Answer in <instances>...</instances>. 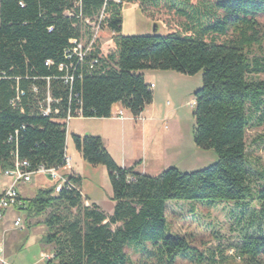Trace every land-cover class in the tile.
Listing matches in <instances>:
<instances>
[{"label": "trees", "instance_id": "trees-1", "mask_svg": "<svg viewBox=\"0 0 264 264\" xmlns=\"http://www.w3.org/2000/svg\"><path fill=\"white\" fill-rule=\"evenodd\" d=\"M131 3L151 20L161 16L166 33L121 35L123 5ZM79 11L90 22L100 20L113 49L102 53L95 38L85 61L97 58L100 66L76 67L69 71L72 83L64 84L66 71L58 68L66 63L69 40L90 37ZM260 15L264 0H0V175L16 156L31 169L60 167L66 148L62 121L76 109L83 118L106 119L118 104L140 116L153 101L146 70L201 72L202 86L193 95L192 140L217 158L199 171L169 168L153 177L135 172L137 164L119 167L99 137L72 135L83 162L105 168L113 212L105 216L95 204L85 205L75 175L68 177L73 188L57 194L54 187L43 188L23 200L20 209L29 217L48 212L43 243L53 250L45 264H176L178 257L200 263L201 253L185 238L165 234L168 201L255 202L258 216L264 214V186L251 188L246 151L248 109L259 111L264 98V81L249 78L264 70L252 57L264 45ZM47 97L51 113L43 116ZM128 247L136 248V263L125 252ZM237 253L240 264H264V234L244 236Z\"/></svg>", "mask_w": 264, "mask_h": 264}, {"label": "rangeland", "instance_id": "rangeland-1", "mask_svg": "<svg viewBox=\"0 0 264 264\" xmlns=\"http://www.w3.org/2000/svg\"><path fill=\"white\" fill-rule=\"evenodd\" d=\"M256 20L264 28V16H257ZM153 26L157 34L166 33L161 16L151 20L141 12L138 4L123 5L121 35H150L153 34ZM98 37L102 53L106 54L113 49L109 31L99 30ZM252 57L257 58L264 66V45L260 50H255ZM142 74L147 81L154 84L155 88L152 104L146 107L147 112L141 115L144 120L149 119L144 137L148 151L142 159L141 167L135 166V172L155 177L169 168H176L180 172H193L213 165L217 161L215 154L211 150L197 148L192 140L193 95L202 86L201 72L189 76L172 71L146 70ZM249 78L253 81H264V70L251 73ZM262 101L259 111L249 107L248 115L251 120L246 131L250 186L254 191L264 186L262 178L264 177V98ZM112 112L131 117L117 105L112 107ZM88 122V120L74 119L68 125L66 153L70 159L73 160L74 157L75 162L78 152L72 143L71 131L77 128L83 130ZM129 123L131 122H126L127 125ZM129 139L132 142L137 140L134 135ZM134 165V163H126L125 167ZM72 166L81 177L83 194L88 193L90 203L95 204L105 216H110L114 202L111 200V187L105 168L90 166L83 160L73 162ZM39 179H47L53 183L47 175L36 176L26 186L27 198L30 199L35 195L36 188H45L38 183ZM85 205L88 204L85 202ZM208 205L194 201L166 202L165 234L185 238L202 256L200 263L178 257L176 264H212L211 259L215 264H240L237 247L243 237L264 234V214L258 216L259 204L220 202ZM47 214L48 212L39 217H29L26 211L15 210V215L23 224V228L9 231L5 236L9 243L6 258L10 264H45L46 257L51 258L53 246L43 243V238L47 234L43 221ZM12 221L10 217H3L0 220V230ZM13 235L16 238L12 240ZM125 252L133 263L137 262L139 255L135 247H128ZM191 253H193L191 250L186 252L188 256ZM222 259L226 260L221 262Z\"/></svg>", "mask_w": 264, "mask_h": 264}, {"label": "crops", "instance_id": "crops-1", "mask_svg": "<svg viewBox=\"0 0 264 264\" xmlns=\"http://www.w3.org/2000/svg\"><path fill=\"white\" fill-rule=\"evenodd\" d=\"M143 77L147 85L149 86L153 85V87L150 88V90L153 93V89L155 88L154 84L152 82L147 81L144 74H143ZM116 105L119 106V108H121L120 105L118 104ZM125 112L129 113L128 111H125ZM146 112H147V109L145 108L144 111L140 114V116L136 118H134L133 116H131L130 118L123 116V119H117L115 117L116 112H112V109H111L110 118L80 119V120H88L89 121L88 125H86V127L83 130H78L77 128L75 130H72L71 133L72 135L81 136V137L82 136L99 137L102 140L104 147L107 150L108 154L112 157L114 162L121 168H127L125 167L126 163H134V164H137L136 165L137 167H141L142 159L144 158V156L146 155V152L148 151V145H146V142H145L146 140L144 137H145L147 121L149 119L145 118L144 120L143 118H141V115L145 114ZM126 122H131V123L127 125ZM66 135H67V132H66ZM132 135H134L137 138V140L132 142V140L129 139V137ZM128 141H130V143H127ZM66 150L67 149L65 148V153H66ZM76 156H77L76 162H80V160H82L80 154L77 153ZM70 160H71L70 167L69 169L62 171L63 174L67 178L72 175L80 177L78 172H76L75 170L76 168L72 166L73 162L76 163L75 158L73 157V160L72 158ZM137 173L142 174L140 172H137ZM36 176H39V175H36ZM36 176L32 177L31 181ZM30 182L21 183L17 186V191H18L19 197L21 198L22 202L25 199H29L27 198L28 196H27L26 186L29 185ZM9 183H10V180L8 178L0 175V194L9 185ZM38 183L40 185H43L45 188L53 186V183L49 182L47 179H39ZM39 189H43V187L36 188V192ZM80 193L82 197L86 199V203L88 205L91 204L87 196L89 194L88 193L83 194L82 192V181H81ZM15 210H21V209L20 208H10L4 212L3 217L4 218L10 217V219L13 221L12 223L5 224L4 227L0 230V242L2 243L3 256L7 262L8 260L6 257L8 256L7 250H8L9 243H8V240L5 238V236L9 231H12V230L15 231L16 229H18L14 227V222L18 219V217L15 215ZM3 217L1 219H3ZM22 228H23V224H22ZM15 238L16 237L13 235L11 239L13 240Z\"/></svg>", "mask_w": 264, "mask_h": 264}, {"label": "built area", "instance_id": "built-area-1", "mask_svg": "<svg viewBox=\"0 0 264 264\" xmlns=\"http://www.w3.org/2000/svg\"><path fill=\"white\" fill-rule=\"evenodd\" d=\"M105 2L118 3L119 0H104ZM76 8L80 9V3L76 4ZM67 17H73L72 11L65 13ZM77 18L82 19L85 24L90 27V37L87 39H71L68 43V48L64 51L65 64L59 66V71H66V74L61 78L64 84H71L73 81V75L69 73L70 70H75L76 67L88 66L89 70L95 69L100 66L99 59H92L86 63L85 57L90 51L93 40L98 37V32L101 30L99 26V19L94 22H90L86 18H82L81 12H78ZM52 63L47 61L46 66H50ZM153 85L150 86L152 88ZM51 100L49 97L46 99V105L42 109V115L48 116L51 113L50 109ZM55 114L57 111L54 112ZM117 119H122L121 113L115 115ZM73 119H83L80 109H76L74 114L67 113L66 117L62 121L65 124L66 132L68 124ZM70 157L65 153L62 158V164L56 169H46L43 166H39L36 169H31L30 165L25 160H19L17 156L14 158V165L11 169L6 170L2 173V176L10 180L9 185L0 194V219L3 217L4 212L10 208H20L23 205L21 198L19 197L17 186L21 183H28L32 177L36 175H47L53 181L54 193H59L64 187L67 189L73 188L74 186L69 182L68 178L63 174L62 171L69 169ZM14 227L22 228V223L19 218L14 222ZM46 260L50 258L46 257ZM0 264H9L4 256L2 250V244L0 242Z\"/></svg>", "mask_w": 264, "mask_h": 264}, {"label": "water", "instance_id": "water-1", "mask_svg": "<svg viewBox=\"0 0 264 264\" xmlns=\"http://www.w3.org/2000/svg\"><path fill=\"white\" fill-rule=\"evenodd\" d=\"M156 32V28L153 26V34H155Z\"/></svg>", "mask_w": 264, "mask_h": 264}, {"label": "bare ground", "instance_id": "bare-ground-1", "mask_svg": "<svg viewBox=\"0 0 264 264\" xmlns=\"http://www.w3.org/2000/svg\"><path fill=\"white\" fill-rule=\"evenodd\" d=\"M118 114V113H117ZM116 115V114H115ZM122 115V114H121ZM122 119H123V115H122Z\"/></svg>", "mask_w": 264, "mask_h": 264}]
</instances>
